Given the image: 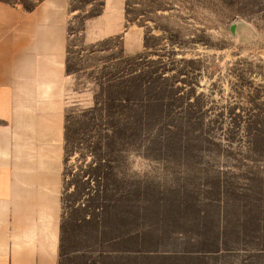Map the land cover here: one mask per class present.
Wrapping results in <instances>:
<instances>
[{
    "label": "rangeland",
    "instance_id": "rangeland-1",
    "mask_svg": "<svg viewBox=\"0 0 264 264\" xmlns=\"http://www.w3.org/2000/svg\"><path fill=\"white\" fill-rule=\"evenodd\" d=\"M102 2L68 1L58 264H264V0Z\"/></svg>",
    "mask_w": 264,
    "mask_h": 264
},
{
    "label": "crops",
    "instance_id": "crops-1",
    "mask_svg": "<svg viewBox=\"0 0 264 264\" xmlns=\"http://www.w3.org/2000/svg\"><path fill=\"white\" fill-rule=\"evenodd\" d=\"M68 1L0 2V264H58L65 161ZM112 0L108 34L124 30ZM107 25V24H106ZM124 31L127 52L141 44Z\"/></svg>",
    "mask_w": 264,
    "mask_h": 264
},
{
    "label": "trees",
    "instance_id": "trees-1",
    "mask_svg": "<svg viewBox=\"0 0 264 264\" xmlns=\"http://www.w3.org/2000/svg\"><path fill=\"white\" fill-rule=\"evenodd\" d=\"M41 1L42 0H36L35 2H33L31 4H27L24 0H16V1L0 0V2L9 4V5H20L25 11H32L36 7V5ZM102 9H103V2L101 3V10H99L97 13H95L92 16L99 15L101 13ZM66 65H67V63H66ZM117 99H119L120 103L124 104V106H126V107L133 104V98L129 97L128 95L118 97ZM65 130H66V126H65ZM81 139L82 140L80 143L82 144L83 147H80V148L88 151L91 154H94L93 152H97V149H96L97 145H98L97 142L93 145V142H88L86 137H81ZM65 141H66V134H65ZM124 148H128L127 137H125V140H124ZM94 157L98 159L100 156L97 157V155H96ZM82 160H85V159L82 158ZM84 166H86V165H84ZM80 178L90 179V181L86 182L88 184L85 186H82L81 189L84 188V191L91 190V192L86 193V194L90 196L94 193L96 195V197L98 198L97 200L98 201L101 200L102 198H101L100 194L103 192V189H102L101 185L96 184L98 182V180L101 179L100 170L98 168L92 167V166L89 168L82 167L80 169ZM92 182H93V184L91 185ZM59 256H60V254H59Z\"/></svg>",
    "mask_w": 264,
    "mask_h": 264
}]
</instances>
